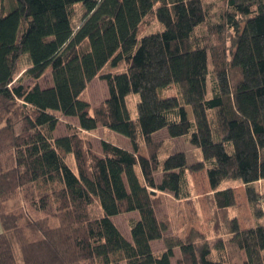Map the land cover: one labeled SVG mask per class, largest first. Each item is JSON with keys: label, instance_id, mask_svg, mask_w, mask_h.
<instances>
[{"label": "trees", "instance_id": "16d2710c", "mask_svg": "<svg viewBox=\"0 0 264 264\" xmlns=\"http://www.w3.org/2000/svg\"><path fill=\"white\" fill-rule=\"evenodd\" d=\"M15 2L0 14V264H264V194L256 188L264 180V0H225L216 43L196 34L208 21L205 0ZM76 4L84 14L75 27ZM146 18L162 29L142 35ZM24 54L31 66L17 78ZM122 62L123 71L101 75L109 89L102 104L81 98L107 65ZM48 70L53 84L43 88ZM129 95L139 99L136 117ZM61 117L77 125L57 137ZM100 126L131 148L103 140L97 155L81 132ZM163 130L198 146L202 159L170 152L155 140ZM197 172L211 188L214 237L172 230L157 210L165 192L191 199ZM239 184L253 226L230 214ZM20 198L47 216L7 206ZM132 212L138 219L127 236L114 219Z\"/></svg>", "mask_w": 264, "mask_h": 264}, {"label": "rangeland", "instance_id": "374dc122", "mask_svg": "<svg viewBox=\"0 0 264 264\" xmlns=\"http://www.w3.org/2000/svg\"><path fill=\"white\" fill-rule=\"evenodd\" d=\"M16 0H3L0 1V14L4 13L8 14L14 7ZM206 8H207V18L208 21L206 25L199 27L197 31V36L208 35L212 43L218 42V37L214 30V26L220 23V15L225 11V0H205ZM75 16L73 18L74 26L76 27L83 14L84 9L81 4H76L74 7ZM162 29L161 25L154 18H146L144 19L143 25L141 27V34H149L155 33ZM86 48L88 47L87 43H85ZM30 59L28 54H24L21 56L18 71L19 75L17 78L21 77L22 74L31 66ZM126 69L125 63L122 62L118 67H110L107 65L101 72L98 77H96L88 87L86 91L82 94L81 98L85 101H88L93 107H97L102 104L103 100H105L109 95V89L107 87L106 81L101 78V75L104 74H112L116 72H121ZM27 83H34V81L26 79ZM40 85L45 88L51 86L53 84V80H51L50 70H48L44 76L39 80ZM215 84V76L213 73V64H210L208 77H207V85L209 92L213 91ZM172 89V88H171ZM168 89L161 93L162 97H167L174 91ZM126 100H128L129 111H131L132 117H136L137 110L136 104L138 102L137 95H129ZM191 116V110H190ZM58 128L55 131V136H63L68 132L69 126L75 127L77 125V121L72 117H61L60 122L58 124ZM81 135L84 136L90 146L93 147L94 152L97 155L102 154L101 142L106 140L112 144H117L123 148H131V144H129V140L127 137H124L121 134H117L115 132L110 131L106 127L100 126L97 130L92 131V133L81 132ZM155 140H162L171 151H179L187 154L188 161L190 163L194 161H198L202 159V152L199 147L196 145H192L190 142L184 140V138H174L169 139L168 134L165 130L159 132L155 136ZM190 185L194 187L195 194L191 199H184V201H179L174 198L170 193H164L160 195L157 210L159 212V216L167 214L171 217L174 222V226L172 230H184L188 231L190 228H199L202 231H205L210 236L214 237V232L211 228V212L210 208H208V204L206 201L207 194L211 193V188L208 186V179L205 172H197L191 174L189 177ZM234 185L233 182L228 181L223 184V186ZM235 191L238 196L239 209L231 210L230 214L232 216L238 215L241 221L242 227L253 226V223L250 218V206L247 204V200L244 195V185L239 184L235 186ZM257 190L263 195L264 194V180L259 181L256 185ZM7 206L9 208L14 209L15 212L23 211L27 215L32 216L38 219L41 216H45L41 212H37L32 205L27 201L26 203L20 199L11 200ZM99 209V210H98ZM96 212L101 211V208H95ZM47 216V215H46ZM131 219H138V213L132 212L129 214L118 215L114 219L115 223H117L121 229V231L129 236V221ZM0 231L2 228L0 226ZM211 239L210 241H213ZM155 249L158 250L162 244L160 242H154ZM232 264H243L240 260H234L231 262ZM87 264V263H86ZM173 264H176V260L173 261Z\"/></svg>", "mask_w": 264, "mask_h": 264}, {"label": "crops", "instance_id": "0c3cea01", "mask_svg": "<svg viewBox=\"0 0 264 264\" xmlns=\"http://www.w3.org/2000/svg\"><path fill=\"white\" fill-rule=\"evenodd\" d=\"M153 245H154V247H155V244H154V242L152 243ZM163 249V246H160V248L158 249L159 251H161Z\"/></svg>", "mask_w": 264, "mask_h": 264}, {"label": "water", "instance_id": "95a60500", "mask_svg": "<svg viewBox=\"0 0 264 264\" xmlns=\"http://www.w3.org/2000/svg\"><path fill=\"white\" fill-rule=\"evenodd\" d=\"M152 193H153V194H156V193H157V191H155V190H152Z\"/></svg>", "mask_w": 264, "mask_h": 264}]
</instances>
